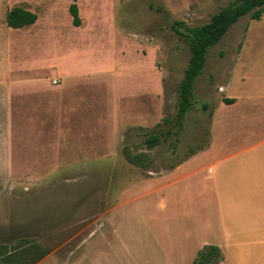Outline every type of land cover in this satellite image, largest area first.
Returning <instances> with one entry per match:
<instances>
[{"label":"rangeland","instance_id":"obj_1","mask_svg":"<svg viewBox=\"0 0 264 264\" xmlns=\"http://www.w3.org/2000/svg\"><path fill=\"white\" fill-rule=\"evenodd\" d=\"M234 1L0 0L2 248L34 242L71 261L91 248L81 264H191L187 194L135 191L125 200L124 193L204 148L225 97L264 94V13L246 15L209 50L183 128H171L190 58L173 25L182 22L181 32L204 25ZM14 7L37 21L9 27ZM234 110L224 105L218 120ZM148 135L160 144L147 145ZM215 135L231 137L217 124ZM125 147L149 166L129 163ZM112 231L121 235L112 248L99 242L92 251V240Z\"/></svg>","mask_w":264,"mask_h":264},{"label":"crops","instance_id":"obj_2","mask_svg":"<svg viewBox=\"0 0 264 264\" xmlns=\"http://www.w3.org/2000/svg\"><path fill=\"white\" fill-rule=\"evenodd\" d=\"M225 98L234 102L223 101L212 114L208 144L175 167L128 187L125 200H132L135 191L143 196L153 191L163 192L164 196L169 189L174 194H187L189 234L196 244L191 264L208 245L220 248V264H264V94ZM224 105L226 109L234 106L235 113L228 112L227 117L218 120V110ZM216 124L231 137L216 139ZM109 179H117L116 174H109ZM173 203L180 205L175 196ZM112 233L95 237L90 244L92 251L99 242L112 248L113 238L121 236L116 238ZM89 250L72 261L64 259L58 250L50 251L37 264H81ZM128 251L135 263L133 252Z\"/></svg>","mask_w":264,"mask_h":264},{"label":"trees","instance_id":"obj_3","mask_svg":"<svg viewBox=\"0 0 264 264\" xmlns=\"http://www.w3.org/2000/svg\"><path fill=\"white\" fill-rule=\"evenodd\" d=\"M70 13L73 17L74 26H80L81 19L76 3L71 4ZM263 13L264 0H235L222 7L204 25L192 28L188 27L185 28V32H181L179 27H182L183 23H174L173 29L181 37L185 38L190 51L189 63L179 85L177 113L171 127L172 129H177V133L183 128L185 116L193 105V85L205 67L209 50L221 41L240 18L250 15L252 19L260 20ZM37 18V15L31 11L22 7H14L7 13L6 19L9 27L20 29L33 25L37 21ZM233 102L234 99H224V103L226 104ZM204 108L207 109L208 105L204 104ZM164 122L170 123L171 121L166 118ZM145 143L153 148L160 144V136L148 135ZM123 154L126 160L134 166L143 168L149 166L146 163L145 154L132 155L127 147L124 148ZM49 253L50 251L43 250L34 242H27L26 245H22L13 251H7L6 247L2 248L0 246V261L3 264H37ZM222 260L223 256L220 248L208 245L198 252L192 264H220Z\"/></svg>","mask_w":264,"mask_h":264},{"label":"built area","instance_id":"obj_4","mask_svg":"<svg viewBox=\"0 0 264 264\" xmlns=\"http://www.w3.org/2000/svg\"><path fill=\"white\" fill-rule=\"evenodd\" d=\"M57 81L55 80L54 83H56Z\"/></svg>","mask_w":264,"mask_h":264}]
</instances>
